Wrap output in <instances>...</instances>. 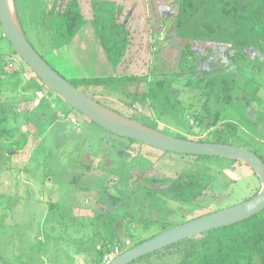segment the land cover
I'll return each mask as SVG.
<instances>
[{
	"label": "rangeland",
	"instance_id": "374dc122",
	"mask_svg": "<svg viewBox=\"0 0 264 264\" xmlns=\"http://www.w3.org/2000/svg\"><path fill=\"white\" fill-rule=\"evenodd\" d=\"M149 3L153 8L152 18L162 22L159 26L163 29L162 36L153 34L145 42L143 37L131 35L124 57L132 66L124 65L121 72L147 74L151 79L160 76L172 79V100L179 103L176 109L162 105L136 106L132 110H121L110 102L104 104L120 114L141 119L140 122L167 135L178 134L194 141L214 142L220 123L232 120L239 124L237 140L232 144H242L264 158V58L240 60L238 69H235L238 62L232 65L242 90L233 96L235 105L225 107L220 123L204 130L192 116L193 112L201 110L203 102L202 98L193 97L194 80L187 74L173 77L168 58V62H163L158 56L163 55L161 47L169 44L162 37L167 34L172 20L163 19L174 8L173 4L171 0H149ZM149 3L147 12L151 17ZM177 46L182 49L183 43L178 42ZM33 47L67 80L94 77L90 66L81 71L83 67H79L81 63L74 59L71 48H66V53L63 51L64 62L60 67L55 62L56 56L42 53L41 47L34 43ZM8 53L11 54L12 49L0 26V55L4 57ZM202 55H207L206 51H202ZM13 62V68L6 65L7 74H0V109L3 105L6 112L9 110L1 126L6 131L0 135V264H53L52 254L62 255L65 250L82 252L86 256L82 264H106L138 241L239 204L251 198L257 189L250 172L242 166H233L235 163L227 158L195 160L188 155L164 153L138 142L131 143L87 121L66 104L60 105L64 101L49 94L47 89L33 107L34 99L24 101L28 96L21 89L29 83V78L22 75L18 79L9 74L18 69L17 62ZM189 62L194 63L191 58ZM219 64L220 68H225L213 55L204 67L211 72ZM23 69L28 73L26 66ZM63 107L69 115H62L60 108ZM34 109L37 110L31 118L28 114ZM44 110L47 114L41 118ZM24 115L34 121L25 122ZM72 118L76 123L71 122ZM35 132L42 133L38 142L33 138ZM196 172L206 173L213 179L203 194L190 204L173 198L168 186L179 176L185 178ZM27 174L31 182L42 179L44 184L26 189L27 186L21 184L23 181L17 179ZM111 197L119 199L118 203L114 204ZM80 213L89 221L80 219ZM97 243H100L99 250ZM189 246L178 245L137 259L133 264H175L185 255L192 256L189 253L195 247ZM60 262L66 263L65 260Z\"/></svg>",
	"mask_w": 264,
	"mask_h": 264
},
{
	"label": "trees",
	"instance_id": "16d2710c",
	"mask_svg": "<svg viewBox=\"0 0 264 264\" xmlns=\"http://www.w3.org/2000/svg\"><path fill=\"white\" fill-rule=\"evenodd\" d=\"M171 2L174 8L168 11V16L163 19L172 20L167 34L163 36V41L167 40L169 44L166 48L161 47L163 55L158 56L163 59V62H168V58L172 66L170 75L173 77H182L186 74L192 77L195 82L192 86L193 97L203 99L201 110L193 112L192 116L198 127L210 130L220 123L221 117H224L222 115H225L223 113L225 107L235 105L233 96L242 90L239 86L238 75L234 72L240 67L239 62H242L240 60L245 61L246 58H259V56L264 58V0H171ZM89 6L92 14L91 23L101 49L111 67L116 69L127 52L131 38L130 31L119 19L122 8L108 0H91ZM151 6L149 5V12H151L149 23L151 29L156 30L154 34H157L161 25H158L157 29L156 23L159 19L152 18L153 8ZM49 22L51 40L55 46L59 48L68 44L83 25L77 0H69L59 12L51 11ZM178 42L183 43L182 49L178 48ZM202 51H206L207 55L203 56ZM236 52L240 55H236ZM213 55L225 64V68H220L221 63L211 72L204 67ZM5 56L0 55V74H7L6 65L11 64L13 68V61H15L18 69L12 70L9 74L17 76L18 79H21L22 75L29 78L27 79L29 83L21 87L23 93L28 96L24 101H32L35 92L47 89L31 71L24 72V66L18 63L21 61L13 50L11 54L8 53ZM189 58L194 63H190ZM232 65H235V69ZM68 82L87 97L109 109L111 108L104 103L110 102V105L114 103L116 105L113 104V106L121 110H132L136 106L154 108L162 105L176 109V104L179 103L172 100L174 98L172 79L163 76L151 79L147 74H116L114 76L80 77L68 80ZM47 91L49 94L52 93L48 89ZM63 104L66 103L63 102ZM69 109L73 110L70 107ZM111 110L119 113L115 109ZM0 111H2L0 135H3L6 129L1 126L6 121L9 110L6 112L2 105ZM60 111L62 115H69L65 107L60 108ZM46 114L47 111L44 117ZM121 115L155 129L140 122L141 119L134 116ZM23 117L27 123L33 120L28 115ZM238 126L239 124L232 120L222 121L220 128L215 131L214 142L233 145L232 141L237 140ZM41 135L42 133L35 132L34 138L37 140L41 138ZM174 137L189 140L178 134ZM127 140L131 143L136 142L131 139ZM197 141L209 142L207 139ZM235 145L244 147L242 144ZM123 152L122 150L120 154ZM258 156L264 162V158ZM190 158L197 160L206 157L191 156ZM228 160L230 163H237L233 159ZM205 174L196 172L185 178L179 176L168 186L173 198L186 204L199 198L213 180ZM258 190L259 187L253 195ZM111 199L114 204L118 203L119 199L116 197H111ZM52 208L50 204L49 209ZM178 245H190L189 247L196 249L194 248L189 253L191 257L185 255L175 264H264V210L241 222L184 239L162 250L145 255L138 261Z\"/></svg>",
	"mask_w": 264,
	"mask_h": 264
},
{
	"label": "water",
	"instance_id": "95a60500",
	"mask_svg": "<svg viewBox=\"0 0 264 264\" xmlns=\"http://www.w3.org/2000/svg\"><path fill=\"white\" fill-rule=\"evenodd\" d=\"M11 6L14 22L7 10V0H0V26L15 55L48 90L58 96L74 111H77L87 121L97 124L117 137L131 139L162 152L233 159L249 167L259 180L260 188L251 198L239 204L201 215L183 224L168 228L137 245L127 248L113 257L108 264H130L145 255L159 251L184 239L241 222L264 210V162L256 153L244 147L227 143L198 142L167 135L131 120L92 100L54 70L35 50L22 31L13 0H11ZM93 105L98 106L104 112L117 115L121 119L154 133H145L129 125L107 119L97 112Z\"/></svg>",
	"mask_w": 264,
	"mask_h": 264
},
{
	"label": "crops",
	"instance_id": "0c3cea01",
	"mask_svg": "<svg viewBox=\"0 0 264 264\" xmlns=\"http://www.w3.org/2000/svg\"><path fill=\"white\" fill-rule=\"evenodd\" d=\"M14 7L16 11V15L20 26L29 42L33 45V43L39 47H41L42 53L51 54L52 56H56L55 62L58 66L62 67L63 65V51L68 49H72V53L74 55V59H79L81 65L79 67H83L81 71H85V67L90 66L92 68L94 77L99 76H114L116 74H122L121 69L124 65L131 68L132 63L125 61V57L122 62L116 69H113L108 62L104 52L101 49L97 36L95 34V30L92 26L91 19V9H90V1L91 0H77L79 5V10L81 12L83 18V25L72 38V40L59 48H57L54 42L51 40V31H50V12L54 11V13L61 11L62 8L67 4L69 0H13ZM112 1L115 4L119 5L122 9L119 14V19L121 22L125 24V26L130 31L131 35H138L144 38L146 42V38H150L153 36L156 30H152L149 23V13L147 12V3L149 0H108ZM150 5V3H149ZM55 15V14H54ZM124 15V16H123ZM137 24V25H136ZM162 22L159 20L156 23V27L158 29V25H161ZM161 29L154 36H162ZM163 38V37H162ZM157 39V38H156ZM162 40V39H159ZM66 53V51L64 52ZM58 54V55H57ZM69 57H71L69 55ZM127 62V63H125ZM62 69V68H61ZM26 72V70H24ZM131 72V71H130ZM127 72L126 74H129ZM21 97V96H20ZM63 105V102L60 103ZM39 108V107H38ZM41 108V107H40ZM45 108V107H44ZM37 110L34 109L28 115L33 117L32 113ZM41 117H44V113H41ZM30 118V117H29ZM30 127V125H29ZM32 128V126H31ZM34 138V134H33ZM36 140V139H35ZM40 141V138L37 139V142ZM242 166L250 172L253 176L252 178L256 181L254 186L256 188H260V183L258 178L254 175V173L242 163H235L233 166ZM240 168V167H239ZM19 182L24 186H27L26 189L34 188L37 184H40L44 181L40 179L38 182H31L29 178V174H27L24 178L18 177ZM50 179L46 181L49 182ZM33 190V189H32ZM79 213V211H78ZM80 215V216H79ZM78 217L82 219L84 222L89 221V218L84 216V214H78ZM96 249L99 250L100 243L96 244ZM64 251V249H62ZM86 257L82 252H74L73 250H65L64 254H52V259L54 260L53 264H60L63 260L66 261L65 264H82L83 260ZM90 257L89 255L87 258Z\"/></svg>",
	"mask_w": 264,
	"mask_h": 264
},
{
	"label": "bare ground",
	"instance_id": "6f19581e",
	"mask_svg": "<svg viewBox=\"0 0 264 264\" xmlns=\"http://www.w3.org/2000/svg\"><path fill=\"white\" fill-rule=\"evenodd\" d=\"M7 10H8V12H9V15H10L12 21L14 22L13 11H12V6H11V0H7ZM93 108H94L97 112H99L101 115H103L104 117H106L107 119H110V120H112V121L119 122V123H122V124L129 125V126H131V127H134V128H136V129H139L140 131H143V132H145V133H154V132H152V131H150V130L143 129V128L139 127L138 125L133 124V123H131V122H129V121H126V120H124V119H121V118H120L119 116H117V115L110 114V113H108V112H104V111H102L101 109H99L98 106H96V105H93Z\"/></svg>",
	"mask_w": 264,
	"mask_h": 264
},
{
	"label": "built area",
	"instance_id": "2783aa9c",
	"mask_svg": "<svg viewBox=\"0 0 264 264\" xmlns=\"http://www.w3.org/2000/svg\"><path fill=\"white\" fill-rule=\"evenodd\" d=\"M18 63L21 64L22 66H25L22 62H18ZM11 67H12V65L9 64V68H11ZM42 96H43L42 95V92H37L36 93V99L34 98V100L31 103L33 107L37 106V104H38L39 100L42 98ZM71 122L73 124L76 123V119L75 118H72L71 119ZM126 244H128V242H126ZM106 259H107V256L104 257V260H106ZM110 260L111 259L107 260V263L106 264H108Z\"/></svg>",
	"mask_w": 264,
	"mask_h": 264
},
{
	"label": "flooded vegetation",
	"instance_id": "af4514ba",
	"mask_svg": "<svg viewBox=\"0 0 264 264\" xmlns=\"http://www.w3.org/2000/svg\"><path fill=\"white\" fill-rule=\"evenodd\" d=\"M159 9V8H158Z\"/></svg>",
	"mask_w": 264,
	"mask_h": 264
}]
</instances>
